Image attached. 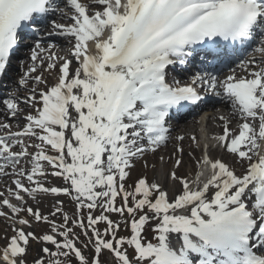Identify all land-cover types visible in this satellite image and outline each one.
Returning a JSON list of instances; mask_svg holds the SVG:
<instances>
[{"label": "snow or ice", "instance_id": "1", "mask_svg": "<svg viewBox=\"0 0 264 264\" xmlns=\"http://www.w3.org/2000/svg\"><path fill=\"white\" fill-rule=\"evenodd\" d=\"M25 35L31 63L0 100V264L32 243L31 264H264V0H0V75ZM197 57L213 71L169 80ZM209 97L222 131L190 137L187 161L177 135L163 180L133 179L173 140L170 112Z\"/></svg>", "mask_w": 264, "mask_h": 264}, {"label": "bare ground", "instance_id": "2", "mask_svg": "<svg viewBox=\"0 0 264 264\" xmlns=\"http://www.w3.org/2000/svg\"><path fill=\"white\" fill-rule=\"evenodd\" d=\"M82 2H84V0H82ZM49 40H51V39H49ZM65 43H66L65 40L60 41L58 44L51 43V44L54 45V47L51 49V51L54 52L57 56H62V57L63 56H68L69 55V47H64L63 45ZM42 45H43L44 48H46V49L48 48V45H45V43H42ZM29 65H30L29 64V60L27 59V60H24L22 63L16 64V67H15L14 70H18V68H20V67H24L25 70H26L27 66H29ZM41 72H42L41 69L38 68L37 73H41ZM14 83L16 84V81H13L12 85ZM13 86L16 89V85H13ZM13 91H15V90H13ZM22 93H23V91H20L18 94H22ZM6 95H8V94H6ZM210 112L213 114V118L207 123V125L205 127H200V125H197L198 122H197V119H195V118L190 119L187 123H185V124L183 123L181 125V131H180L179 134H183V136L187 139L185 141V143L183 144V148H184V151H185V160H187V158H188L187 157V153L189 152V149L187 147H189L191 145V140L189 139L190 137L195 136L203 144L207 137H211V136H213L216 133L219 134L222 131V122H220L217 119V117L219 115H227L228 114V111H227L226 107L223 106V105H219L218 108L211 109ZM213 112H216V113H213ZM207 135H209V136H207ZM207 142L209 144H213L214 143V141H212L211 139H208ZM173 143H174V141L171 140L170 146L173 145ZM170 146L167 147L163 151L162 150L161 151H157L156 154L157 155L162 154L164 159H165L166 157L169 156V153H171L172 150H173V148H171ZM196 154L197 155L200 154L198 152V150H197ZM212 155L213 156H220L225 161L228 158L231 157L232 159L229 160L230 164L232 163V161L234 159L231 155L226 154L224 152L223 153L219 152V154H218L217 151H214V152H212ZM153 179H156L158 181H162L163 180V175L158 174ZM7 223L8 222H6L5 220L0 219V225H6L7 226ZM9 231L10 232L8 234L7 233L6 234L10 237L11 234H12L11 229ZM31 246H32V249H30L31 254H33V252L35 254V251H36V248H37L38 245L36 243H32L29 247H31Z\"/></svg>", "mask_w": 264, "mask_h": 264}, {"label": "rangeland", "instance_id": "3", "mask_svg": "<svg viewBox=\"0 0 264 264\" xmlns=\"http://www.w3.org/2000/svg\"><path fill=\"white\" fill-rule=\"evenodd\" d=\"M161 155L162 154H159V155L156 154L154 156V155L148 154L147 157H146L147 160H148V164H149L147 169H143L141 167V164L143 163V161L142 160L139 161L137 163V165H136V168H134L132 170L133 179H135L137 177V175H139L142 172L147 176L149 181H152L153 178H155L158 174L163 175V178H164V172H166L171 167V161H169L168 157H166L163 161H161L160 160V156ZM153 164H155V172L152 169V165ZM181 172H187V164L185 165L184 168L181 169ZM49 179L54 185H59V184L62 183L59 180H53L51 177H49ZM129 183H131V181H129ZM60 198L64 199L66 201L65 207H66L67 210H69L71 212L72 205L67 202V198H65V197H60ZM29 203H32L31 200H29ZM51 203H52V198L45 199L42 202V204L40 205L41 210L44 211L45 213H47V209H48V207H50ZM33 206L35 207V205H33ZM45 228H46L45 225H40V226H35L34 230L37 233H40V232L44 231ZM9 230L10 229L7 228L6 225H3V226L0 227V246H2L4 244V236H5L6 233L8 234L10 232ZM122 231H123V229H122ZM39 247H40V245L37 246L36 250ZM30 249H32V246L29 247L28 255L25 258L28 261V264H31V261H32L33 255H34V252H33V254H31Z\"/></svg>", "mask_w": 264, "mask_h": 264}]
</instances>
